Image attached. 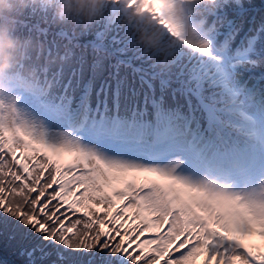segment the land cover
Returning a JSON list of instances; mask_svg holds the SVG:
<instances>
[{
	"label": "snow or ice",
	"instance_id": "snow-or-ice-1",
	"mask_svg": "<svg viewBox=\"0 0 264 264\" xmlns=\"http://www.w3.org/2000/svg\"><path fill=\"white\" fill-rule=\"evenodd\" d=\"M165 7L142 10L164 16ZM246 15L241 0L223 4L207 16L206 39L164 71L143 56L174 85L178 122L90 121L77 133L0 103V238L14 244L18 264H264V250L246 242L264 237V102L232 75L233 61L264 72V49L233 54ZM249 34L264 38V24L242 44ZM212 67L218 79L209 83ZM229 113L251 147L233 139Z\"/></svg>",
	"mask_w": 264,
	"mask_h": 264
},
{
	"label": "clouds",
	"instance_id": "clouds-1",
	"mask_svg": "<svg viewBox=\"0 0 264 264\" xmlns=\"http://www.w3.org/2000/svg\"><path fill=\"white\" fill-rule=\"evenodd\" d=\"M227 2L175 0L169 8L181 21L184 39L196 44L206 39L207 16ZM142 9L137 0H0V103H17L21 93L48 91L52 81L42 80L43 74L66 58L49 55L47 46L38 38L17 34L25 12L50 13L54 24L66 26L74 34L77 29L87 31L101 21L109 25L121 21L138 33V41L153 66L166 70L172 61L158 57L172 53L170 49L161 50L163 34ZM197 10L198 19H185Z\"/></svg>",
	"mask_w": 264,
	"mask_h": 264
},
{
	"label": "rangeland",
	"instance_id": "rangeland-1",
	"mask_svg": "<svg viewBox=\"0 0 264 264\" xmlns=\"http://www.w3.org/2000/svg\"><path fill=\"white\" fill-rule=\"evenodd\" d=\"M137 2L138 3L143 2L145 4H148L150 8L153 7V4L151 2H147L146 0H137ZM174 2H175V0H165L166 13L170 16V19L173 23V26L178 28V25H179L181 28V21L171 13L170 8H169V5L173 4ZM241 2H242L244 7L245 6H253V5H262V6L264 5V0H241ZM198 11L199 10H197L196 12L190 13V15L188 17H186L185 19H192V20H195V18L198 19L199 18L197 16ZM146 15L151 17L153 22L156 24V28H158V29L160 28L158 31L163 34V40L161 42V45L164 44L165 45L164 48L170 49V51H172L173 54H175V53L177 54L181 50L182 47L175 40L174 36L170 32H168V29H164L163 27H160L159 22H161L162 18L157 15V12H152V11H149V13H147ZM244 22L245 21H243V23ZM114 24H119V21H114L111 25L108 24L106 30L100 28L97 32L94 33V35L92 37L86 36V37H83V40H84V43H86L87 47L90 46L89 45V43H90L92 46L94 45L93 47H95V48H99L101 50H107L111 53V56L118 58L119 62L123 63L124 61H126L128 59L119 58V52H120L121 48L126 43H128L129 41H125V37L122 38L120 36L119 37L108 36L109 28L111 26H114ZM120 25H121V23H120ZM118 28H120V30H121V28H123V26L118 27ZM127 31L129 33V29H127ZM63 32H65V31H63ZM83 32L84 31H82L81 35L84 36ZM136 34H137L136 31L133 34H130L132 44H140L138 41V38H135ZM260 47L264 49V39L263 38H261ZM64 48L68 49L66 46ZM162 57H164V56H162ZM83 61H85V63H86V66L83 68L84 71H86V67L88 68L90 66H93V68L90 72L91 78L100 79L101 77L105 76L104 72L99 71V68L101 67L102 63L98 62L92 56H90V52H88L84 56ZM111 65H113V63H111L110 66ZM233 65L234 66L232 67V75L235 77L236 87L239 89L251 88L250 84H251L252 80L256 79V78H260V79H262V81L257 87H255L253 100L260 99L262 96H264V72H261L259 74V76H254V75H252V72L254 71V69H251V68L246 69L243 64L236 63L235 61H233ZM73 67L74 66H70L66 71L61 72V75L64 77L65 80L70 78L72 81V86L78 88V90L81 91L82 88L84 87V85L87 84V80L85 78H82V79L79 78L80 75L78 73H72ZM109 71H110V68L108 69L106 76L109 74ZM204 71H205V74L207 77V81L209 83L217 81L218 73H216L214 67L205 69ZM110 78H111V81H113V82L116 79L115 75H113V74L111 75ZM160 82H163V80L160 79ZM164 82H166V81H164ZM213 86L216 88H219L221 90L223 89V86L220 85L219 83H215ZM87 88L89 90L88 94L81 95L80 97L76 98L75 104L73 101V97H71L68 104L64 105L63 109L60 108L62 111L54 109L57 107H55L53 104L51 105L50 104L51 102L49 100L46 101V103L41 102V99H40L41 94L40 93H35V94H33V93H31V94L30 93H21L20 99L17 101V104L21 109L25 110L26 112L31 113L32 115L38 117L39 119H41L49 129H56L57 127H64V126L72 128V125L79 128L82 125V123L86 117V111L89 108V100H90V97L92 94L91 85H88ZM90 88H91V93H90ZM41 93H42V95H44L43 92H41ZM46 99H48V98H46ZM90 102H91V104H94L96 102V100L91 99ZM219 103L221 106L223 105L222 100ZM73 105L75 108L73 107ZM78 106L80 107L79 110L81 111L80 116L79 117L75 116L74 118L78 121H73L75 109L76 108L78 109ZM249 110L254 112V110L252 108H249ZM230 114L231 113L227 114L226 118H229ZM232 121H233V119H232ZM242 186H243V184H241L239 187H242ZM201 259H202V257L197 259L195 261V264H198Z\"/></svg>",
	"mask_w": 264,
	"mask_h": 264
},
{
	"label": "trees",
	"instance_id": "trees-1",
	"mask_svg": "<svg viewBox=\"0 0 264 264\" xmlns=\"http://www.w3.org/2000/svg\"><path fill=\"white\" fill-rule=\"evenodd\" d=\"M45 18H47V19H45ZM35 21H41L42 24H46L45 22H47L49 24V26H51L52 28H56V29L59 28V27L67 28L66 26H63V25L54 24L51 21V15H50V13H47L46 14V13H41L39 11L34 12V13L25 12L24 16L22 17V24L19 26L17 34L22 36V35H24V34L27 33V34H30L31 36L35 37V38L44 40V37L46 35L42 36L41 34L38 33V31L36 30L35 25H34V24H36ZM100 23L101 22L97 23L96 25H94L89 30L84 31V36H82V37H86L87 35L89 37H92L93 34L96 31H98V29L101 27L100 26ZM43 27H45L46 29H48V31H49L48 34L49 35L50 34L51 35H55L54 34V31H52L53 30L52 28H49V27L47 28L46 26H43ZM79 30L80 29H77L76 32L77 33H80ZM55 36H57V35H55ZM68 46L69 47H72V46L78 47L79 45L73 39V40H71V42L68 43ZM54 55H56V54H54ZM72 60H73L72 57L67 52L66 53L65 61H72ZM54 69L55 68H53V66H52V68L50 69V71L51 70H54ZM54 88L56 89L55 86H54ZM77 91H78V88H77ZM77 91L74 94H72L73 93V90L70 87L69 91L67 92V94L63 98V101H62L63 105L64 104L65 105L68 104V102H69L68 100L70 99V97H73V101L75 102L76 99H74V98H75V95H76ZM57 93H58V90H56L55 95H57ZM168 98L171 99V97L169 95H168ZM181 104H182V102H181ZM13 248H14V244L12 246H9L8 245V242L6 240H4L3 238H0V261L7 260V261L10 262V264H11V262H17V264H18V257L16 255H13Z\"/></svg>",
	"mask_w": 264,
	"mask_h": 264
},
{
	"label": "bare ground",
	"instance_id": "bare-ground-1",
	"mask_svg": "<svg viewBox=\"0 0 264 264\" xmlns=\"http://www.w3.org/2000/svg\"><path fill=\"white\" fill-rule=\"evenodd\" d=\"M261 81H262V79H260V78H256V79H253L252 80V82H251V84H250V87L252 88V86H253V84L255 85V87H257L260 83H261ZM80 107L78 106V109L76 108L75 109V114H74V116H73V121H78V120H76L74 117L75 116H77V117H79L80 116ZM72 120V119H71ZM250 242H253V239L252 238H250ZM203 259V258H202ZM201 259V260H202ZM198 264H200V262L198 263Z\"/></svg>",
	"mask_w": 264,
	"mask_h": 264
}]
</instances>
